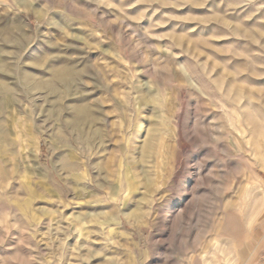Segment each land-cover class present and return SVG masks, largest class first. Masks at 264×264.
Returning <instances> with one entry per match:
<instances>
[{"label":"rangeland","instance_id":"1","mask_svg":"<svg viewBox=\"0 0 264 264\" xmlns=\"http://www.w3.org/2000/svg\"><path fill=\"white\" fill-rule=\"evenodd\" d=\"M0 264H264V0H0Z\"/></svg>","mask_w":264,"mask_h":264},{"label":"bare ground","instance_id":"2","mask_svg":"<svg viewBox=\"0 0 264 264\" xmlns=\"http://www.w3.org/2000/svg\"><path fill=\"white\" fill-rule=\"evenodd\" d=\"M65 70H66V69H65ZM68 72H69V71H68ZM56 74H57V73H55V75H56ZM53 76H54V75H52V77H53ZM54 78H55V76H54ZM56 78H57V77H56ZM58 78H59V77H58ZM61 78H62V77H61ZM61 78H60V79H61ZM60 79H58V80H60ZM66 79H67V78H66ZM55 80H57V79H55ZM60 81H62V80H60ZM47 83H48V82H47ZM50 83H52V82H50ZM42 84H43V83H42ZM45 84H46V82H45ZM46 85H47V84H46ZM48 87H49V86H48ZM50 87H51V86H50ZM52 87H54V86H52ZM52 87H51V88H52ZM49 91H50V90H49ZM52 91H54V90H52ZM75 107H77V106H75ZM73 110H74V109H73ZM87 112H88V110H87ZM83 113H84V111H83L82 109H78V110L76 111V116H77V117H75V118H78V119H79ZM88 113H90V112H88ZM73 116H74V115H73ZM90 117H91V116H90ZM90 117H89V118H90ZM90 119H91V118H90ZM79 120H80V119H79ZM83 121H86V118H85V120H83ZM87 121H89V120H87ZM76 122H77V121H76ZM76 122H75V123H76ZM78 124H79V121H78Z\"/></svg>","mask_w":264,"mask_h":264}]
</instances>
